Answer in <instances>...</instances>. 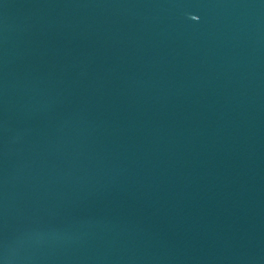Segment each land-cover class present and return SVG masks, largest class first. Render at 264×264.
<instances>
[{
	"label": "water",
	"instance_id": "1",
	"mask_svg": "<svg viewBox=\"0 0 264 264\" xmlns=\"http://www.w3.org/2000/svg\"><path fill=\"white\" fill-rule=\"evenodd\" d=\"M0 264H264V0H0Z\"/></svg>",
	"mask_w": 264,
	"mask_h": 264
}]
</instances>
